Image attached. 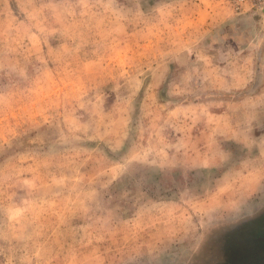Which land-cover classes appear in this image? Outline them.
Returning <instances> with one entry per match:
<instances>
[{"label":"rangeland","instance_id":"1","mask_svg":"<svg viewBox=\"0 0 264 264\" xmlns=\"http://www.w3.org/2000/svg\"><path fill=\"white\" fill-rule=\"evenodd\" d=\"M0 264H264V7L0 0Z\"/></svg>","mask_w":264,"mask_h":264},{"label":"built area","instance_id":"2","mask_svg":"<svg viewBox=\"0 0 264 264\" xmlns=\"http://www.w3.org/2000/svg\"><path fill=\"white\" fill-rule=\"evenodd\" d=\"M234 10L246 11L249 9L261 10L264 7V0H232Z\"/></svg>","mask_w":264,"mask_h":264}]
</instances>
